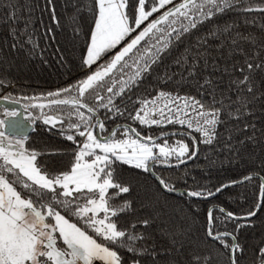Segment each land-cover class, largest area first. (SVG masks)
<instances>
[{"label": "snow or ice", "instance_id": "obj_1", "mask_svg": "<svg viewBox=\"0 0 264 264\" xmlns=\"http://www.w3.org/2000/svg\"><path fill=\"white\" fill-rule=\"evenodd\" d=\"M8 7L16 8L10 2ZM84 9L94 17L81 60L85 76L73 85L24 97L32 103L23 113L16 108H4L0 113V264H142L144 257H150L152 264H220L221 257L227 264H239L245 252L239 231L251 226V218L264 205V176L249 174L214 190L205 186L180 191L157 169L159 165L179 168L195 159L199 144L211 146L222 138L221 125L231 140L235 129H228V122L254 115L253 106L264 98V43L251 32L238 31L235 23H213L207 32L201 26L233 12L246 26L256 25L264 31V24L250 15L264 14V0H86L77 6V13ZM18 11L16 8L0 22L9 24L14 40L24 36V42L35 49L31 19L24 21L22 29L14 27L21 19ZM51 12L59 27L55 9ZM73 31L80 34L79 28ZM191 36L194 42L186 44L172 62L180 71L165 69L153 75V66L161 63L164 54L171 55L184 37ZM242 43L252 45L250 52ZM223 48L228 49L229 59L236 55L243 59L220 67L212 50ZM209 70L223 75L213 77ZM149 76L155 83L145 87L143 82ZM224 77L227 84L221 88ZM7 84L0 79V88ZM168 84L176 90L161 87ZM185 85L196 94H181L179 88ZM141 88L143 92L133 95ZM153 91L155 95H151ZM3 99L18 103L11 96ZM29 109L39 110V115L30 114ZM101 109L108 120L122 118L132 123L117 124L109 132L100 118ZM36 120L50 125L49 130L58 129L72 147L39 151L27 147ZM133 123L145 128L180 125L191 130L184 133L191 137V147L183 139L168 142V136L181 135L178 131L142 136ZM255 129L254 123H245L240 130L254 133ZM192 133L199 134V142ZM248 139L255 140V136ZM49 155L69 156L67 168L50 171L48 161L41 159ZM118 165L154 176L161 193L206 200L224 188L251 182L254 175L260 180V191L255 206L243 215L210 207L204 239L197 241L190 235V227H173L161 220L159 209L145 218L134 216L122 227L121 217L134 215L136 209L130 198L119 199L131 192L132 184L122 182ZM214 212L221 215L214 216ZM158 221L163 226L157 234L169 244L159 250L152 233L143 230ZM229 224L234 225L231 230ZM122 252L131 259L125 260ZM254 264H264V246L258 249Z\"/></svg>", "mask_w": 264, "mask_h": 264}, {"label": "trees", "instance_id": "obj_2", "mask_svg": "<svg viewBox=\"0 0 264 264\" xmlns=\"http://www.w3.org/2000/svg\"><path fill=\"white\" fill-rule=\"evenodd\" d=\"M9 2L19 9L17 14L21 17L14 27L17 30L22 29L24 21L30 18L32 23L29 30L38 46L33 49L31 44L25 43L26 37L19 36V31H17L19 40H14L10 34L9 24L0 22V79L8 81L7 86L0 88V99L11 96L13 100L27 106L32 101L23 99L24 97L40 96L73 85L82 79L85 76V71L81 68V60L86 55L85 41L88 40L92 32L94 19L86 9L77 13V6H82L86 0H52L51 5L48 4V0H0V20L16 10V8L8 7ZM132 2L134 3L135 0ZM52 8L55 9L59 27L52 20ZM29 9H31L30 12ZM155 15H159V13ZM250 15L256 17L258 24H264V18H262L264 14L252 13ZM74 17L76 18L75 23L73 22ZM153 18L150 17V19ZM213 23L220 25L235 23L238 25V31L245 34L251 32L258 38L259 43H264V31L256 25L246 26L243 23V18L236 13L228 12L226 15L214 18L213 21L201 26L202 32H207L208 26ZM49 28L52 29L51 33H48ZM74 28H79V35L74 33ZM183 39L184 43L172 49L171 55L165 53L161 58V63L153 66V75L162 74L165 69L173 72L180 71L172 62L183 51L186 44L194 42L195 37H184ZM212 43L216 44L219 41H212ZM13 44L17 45L15 49L12 48ZM242 47L245 51L250 52L252 45L242 43ZM212 52L220 67L243 59L239 55L229 59L227 48H223L219 52L213 49ZM208 74L213 77L223 75L221 72H211L210 70ZM258 79H260L259 75ZM154 83L152 76L143 82L145 87ZM226 84L227 77H224V80L220 82V87L224 88ZM161 87L169 91L176 90L172 84L161 85ZM261 88L264 90V84L261 85ZM136 91L143 92L144 88L134 90L133 95ZM179 91L181 94H196L195 89L187 85L180 87ZM151 95H155V92L153 91ZM119 102L117 99V103ZM30 110L33 115H39V110ZM2 111L0 109V113ZM253 112V116H248L244 120L228 122V129H235L231 133V140L227 139L225 126L221 125L219 131L222 138L211 146L199 144V152L194 161L179 168H167L159 165L158 174L170 179L182 191L205 186L214 190L221 184L239 181L249 174L258 173L259 176H264V98L253 106ZM0 118L3 117L0 116ZM100 118L105 121V127L109 132L117 124L132 123V121L122 118L108 120L103 109H101ZM35 122L38 124L29 136L27 147L35 148L38 151L72 147L71 142L59 135L58 129L49 130L50 127L42 124L40 120ZM245 123H254L256 125L255 132L253 133L252 130L241 131L240 129ZM133 127L142 136H155L162 132L178 131L181 135L168 138L169 143H172L174 139H183L190 147L192 144L191 137L184 135L186 131L174 126L145 128L133 123ZM192 136H195L199 142L198 133H192ZM250 136H255V140L248 139ZM78 139L82 138L78 137ZM241 140H244V143L241 144ZM41 159L48 161L47 167L52 172L65 170L70 161V157L67 155H49L41 157ZM118 174L122 182L132 184L131 192L121 195L119 199L130 198L133 208L136 209L134 215L121 217L122 227H127L134 216L145 218V216H151L153 210L159 209L161 220L173 227L181 225L190 227V235L197 241L204 239V228L207 224V212L210 207L220 206L237 215H243L255 206L260 191V180L254 175L251 182L238 183L232 187L224 188L210 201H199L187 196L161 193L158 182L151 175L127 165H118ZM196 209L198 211H195ZM220 215L219 212H214V216L219 217ZM251 221V226L242 227L239 231L238 239L245 248L239 264H254L258 249L264 246V205L261 206L259 213L251 218ZM162 226L163 224L158 221L150 229H143L151 232L155 237L158 250L169 247L167 240L157 234L156 230ZM233 227L232 224L228 225L229 230ZM152 242L150 240L149 244ZM122 255L125 260L131 259L126 252H122ZM159 259L163 261L164 257H159ZM142 264H152L151 258H142ZM220 264H227L224 257L220 258Z\"/></svg>", "mask_w": 264, "mask_h": 264}, {"label": "water", "instance_id": "obj_3", "mask_svg": "<svg viewBox=\"0 0 264 264\" xmlns=\"http://www.w3.org/2000/svg\"><path fill=\"white\" fill-rule=\"evenodd\" d=\"M25 107H26V106H24V104L21 103V102H18V103H12V102H10V101H8V100L0 99V109H1V110H3L4 108H7V109H9V110H11V109H13V108H16L17 110H19L20 112L23 113L24 110H25ZM29 113H30V114H33L32 111H31L30 109H29ZM26 122H27V121H26ZM41 123H42V121H41ZM42 124H43V123H42ZM45 126L51 128L50 125H45ZM33 128L35 129V125H33ZM32 132H33V130H30V131H29V136L32 134ZM170 137H172V136H168L167 139L170 138ZM158 142H160V141L158 140L157 143H158ZM194 160H195V159H193V160H188L186 164H182V165H180V166L187 165V164L191 163V162L194 161ZM180 166H179V167H180ZM167 168H169V167H167ZM171 168H176V167H171ZM152 177L155 179L154 176H152ZM155 180H156V179H155ZM156 181H157V180H156ZM157 182H158V181H157ZM180 191H182V190H180ZM169 195H178V194L173 193V194H169ZM215 196H216V195H215ZM215 196H212V197H210L209 199H206V200H201V199H197V198H195V199H197V200H199V201H210V200H212ZM190 198H194V197H190ZM259 211H260V210H259ZM259 211L257 212V214L259 213Z\"/></svg>", "mask_w": 264, "mask_h": 264}, {"label": "rangeland", "instance_id": "obj_4", "mask_svg": "<svg viewBox=\"0 0 264 264\" xmlns=\"http://www.w3.org/2000/svg\"><path fill=\"white\" fill-rule=\"evenodd\" d=\"M178 0H176V2H177ZM171 5H168V7H170ZM161 11H163V9L161 10ZM135 33H133V35H134ZM130 39V38H129ZM127 41H125L124 43H126ZM120 47H123V44H121L120 46H118V48L117 49H114L113 51L115 52V51H119V48ZM108 55H112V53H109ZM106 58V57H105ZM93 66H95V65H93ZM185 142V141H184Z\"/></svg>", "mask_w": 264, "mask_h": 264}, {"label": "built area", "instance_id": "obj_5", "mask_svg": "<svg viewBox=\"0 0 264 264\" xmlns=\"http://www.w3.org/2000/svg\"><path fill=\"white\" fill-rule=\"evenodd\" d=\"M167 126H174V127H176V128H179V129H182V130H184V131H191V130H189V129H186V128H181V126L180 125H172V124H169V125H167ZM166 126V127H167ZM154 127H156V126H154Z\"/></svg>", "mask_w": 264, "mask_h": 264}, {"label": "flooded vegetation", "instance_id": "obj_6", "mask_svg": "<svg viewBox=\"0 0 264 264\" xmlns=\"http://www.w3.org/2000/svg\"><path fill=\"white\" fill-rule=\"evenodd\" d=\"M46 110H47V109H46ZM46 110H45V111H46ZM40 122H41V121H40ZM37 124H38V123H36V122L34 123L35 126H36ZM58 127H59V126H58Z\"/></svg>", "mask_w": 264, "mask_h": 264}]
</instances>
